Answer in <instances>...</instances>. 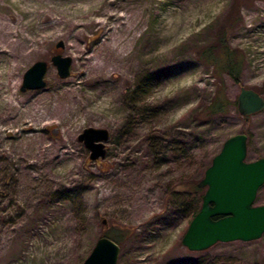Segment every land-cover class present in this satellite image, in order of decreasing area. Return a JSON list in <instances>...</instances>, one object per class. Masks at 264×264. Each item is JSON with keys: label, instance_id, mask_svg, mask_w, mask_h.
I'll use <instances>...</instances> for the list:
<instances>
[{"label": "rangeland", "instance_id": "374dc122", "mask_svg": "<svg viewBox=\"0 0 264 264\" xmlns=\"http://www.w3.org/2000/svg\"><path fill=\"white\" fill-rule=\"evenodd\" d=\"M50 1L59 8L0 0V264H82L100 236L124 226L132 233L117 242V264H264V233L201 251L181 243L206 191L190 185L224 140L243 132L246 160L264 157V109L245 120L235 103L241 87L264 96V0ZM80 3L139 22L122 67L94 72L85 58L116 31H64L62 9ZM222 51L240 59L238 83L208 60ZM57 53L72 59L66 78L50 60ZM38 60L46 85L21 91ZM220 88L227 105L208 116ZM88 127L108 130L96 161L78 138ZM255 198L264 204V183Z\"/></svg>", "mask_w": 264, "mask_h": 264}, {"label": "water", "instance_id": "95a60500", "mask_svg": "<svg viewBox=\"0 0 264 264\" xmlns=\"http://www.w3.org/2000/svg\"><path fill=\"white\" fill-rule=\"evenodd\" d=\"M61 46L62 42H57L56 48ZM50 60L60 77L70 75V57L57 53ZM47 66V61L38 60L26 69L21 91L43 88ZM237 97L240 116H251L264 109V96L252 88L241 87ZM78 138L90 150V160L104 158L107 129L88 127ZM246 152L247 135L243 132L231 135L205 170L198 183V187L206 189L202 204L181 239L189 250H205L217 242L257 240L264 233V204L254 205L256 193L264 183V157L247 161ZM119 252L112 238L100 236L82 264H117Z\"/></svg>", "mask_w": 264, "mask_h": 264}, {"label": "bare ground", "instance_id": "6f19581e", "mask_svg": "<svg viewBox=\"0 0 264 264\" xmlns=\"http://www.w3.org/2000/svg\"><path fill=\"white\" fill-rule=\"evenodd\" d=\"M51 1L48 2V0H45V4L42 5V7L45 6L44 9L47 10L46 6H51L52 8H56L59 6L58 4H52ZM92 5L88 3H80L74 10L68 11L67 8H63L62 10L64 12H68L69 17L67 18L66 27H64V31H67L68 29L72 32V35L79 34L85 26H90L92 24H98L102 25L104 27H107V31H110L112 38L109 40L104 39L98 43H96V47L91 50L92 53L89 56H86L85 58H95V61L92 64L91 70H94V72L101 71L103 67L109 65L112 61L114 62L113 65H117L122 67V65L125 63V59L131 58V47L133 41H135V37L132 39L128 38V33L131 31H135L136 28H138L139 22L132 21L129 22V16L126 13L117 15L115 12H110L109 10H101L100 11H92ZM59 8V7H58ZM114 18L116 21H120L123 23L124 28L120 30V26L118 23L113 22V25H109L108 20ZM58 18L55 19L51 27H56V22ZM7 32V31H6ZM7 40L5 39V42ZM74 47V46H73ZM97 50H100L103 56L102 60H98L96 58V52ZM74 53L79 57V50L77 47H74L73 49ZM30 54V52L28 53ZM10 105H12L9 102ZM110 195H107L106 197L109 198ZM103 198V197H101Z\"/></svg>", "mask_w": 264, "mask_h": 264}, {"label": "trees", "instance_id": "16d2710c", "mask_svg": "<svg viewBox=\"0 0 264 264\" xmlns=\"http://www.w3.org/2000/svg\"><path fill=\"white\" fill-rule=\"evenodd\" d=\"M223 54L225 55L222 56V55H216V56H209L208 57V60H210V62L215 66V69H217L218 72H221V71H225L227 74L231 75V77L233 78L234 82L238 83L239 82V79H238V72H239V67H240V59H236L235 57L232 56L231 52L229 51H222ZM213 101L207 106V110H206V115H213V114H217L218 112H222L224 111V108L225 106L227 105V100L225 99L223 93H222V90L221 88L217 90L216 94L214 95L213 97ZM237 104V101L235 102ZM248 117L249 116H242L243 119L245 120H248ZM150 138V137H149ZM150 141H152V139H149ZM151 146L154 145V142L152 144H150ZM156 146V145H155ZM175 147V146H174ZM173 147V149H174ZM176 149H180L179 147ZM182 151L184 152L185 150L182 149ZM181 151V152H182ZM157 155V154H156ZM155 155V157H156ZM157 158V157H156ZM155 158V159H156ZM211 163V161L205 165L204 168H202V175H204V172L205 170L209 167V164ZM201 180V179H200ZM194 181L191 183L190 185V188L199 192L201 191V187L199 186L198 187V183L199 181ZM174 191V189H172ZM174 193H176L174 191ZM200 198H202V194H199ZM179 211H180V208H179ZM199 211V206L194 209L190 215V219H192ZM190 221V220H189ZM119 236H117V234H114V233H109L106 231V237L108 238H112L116 243L118 241H120V238H122V236H126V235H129L131 234L132 232L129 230L128 227H121L119 230ZM118 244V243H117Z\"/></svg>", "mask_w": 264, "mask_h": 264}]
</instances>
